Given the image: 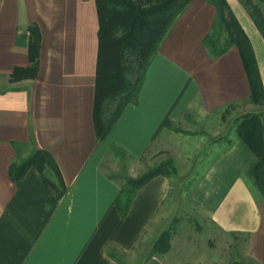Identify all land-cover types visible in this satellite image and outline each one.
<instances>
[{"label":"crops","instance_id":"crops-1","mask_svg":"<svg viewBox=\"0 0 264 264\" xmlns=\"http://www.w3.org/2000/svg\"><path fill=\"white\" fill-rule=\"evenodd\" d=\"M225 2L250 42L264 92V41L238 0ZM214 17L207 2L188 4L148 66L137 105H127L97 144L94 0H0V264H123L110 255L138 245L167 211L172 178L179 189L183 165L201 163L204 145L215 152L188 191L189 204L220 231L244 236L247 259L264 264V202L244 175L251 152L235 125L226 138L221 125L228 108L253 106L250 88L236 48L212 59L203 47ZM32 26L40 35L36 76L12 80L15 69L30 66ZM165 118L183 133L167 138ZM163 142L175 175L142 186L122 218L114 207L120 182L101 168L110 147L137 161ZM36 150L54 159L63 196L32 168L10 179L11 164ZM143 264L167 263L154 256Z\"/></svg>","mask_w":264,"mask_h":264},{"label":"trees","instance_id":"trees-1","mask_svg":"<svg viewBox=\"0 0 264 264\" xmlns=\"http://www.w3.org/2000/svg\"><path fill=\"white\" fill-rule=\"evenodd\" d=\"M192 0H94L98 17V49L95 68L92 123L96 143L104 141L114 123L129 105H137L146 70L157 54L177 18ZM213 6L215 17L202 45L210 58H218L236 48L250 88L249 102L262 108L264 92L250 42L225 0H203ZM238 0L264 41V17L259 5L264 0ZM40 35L35 26L29 29L28 59L30 66L15 69L11 79H32L37 73ZM231 108V107H230ZM169 125L167 118L162 122ZM234 133L250 150L251 159L244 175L264 202V114L244 115L235 125ZM110 153L125 157L115 146ZM19 157V155H18ZM34 169L44 186L63 196L66 188L52 156L42 150L33 151L25 160L19 158L9 168L13 182ZM171 159L160 163L139 178L125 177L114 207L124 218L139 189L158 176L173 177ZM53 178V182L50 178ZM156 254L166 253L165 234L154 246ZM111 258L115 259L113 255ZM154 257L150 255L149 258ZM148 258V259H149Z\"/></svg>","mask_w":264,"mask_h":264},{"label":"rangeland","instance_id":"rangeland-1","mask_svg":"<svg viewBox=\"0 0 264 264\" xmlns=\"http://www.w3.org/2000/svg\"><path fill=\"white\" fill-rule=\"evenodd\" d=\"M252 1L254 4L257 3L255 0ZM259 7L264 17V4H260ZM257 109L258 107L242 103L225 110L221 115V125L227 128V131L222 133L224 138L228 137V132L231 136L232 127L244 115L253 114ZM162 130L168 133L167 138L183 133L179 128L167 124L162 126ZM159 136H162L161 133L156 138ZM218 137L219 135L210 138L208 143ZM166 142L168 143L169 139ZM166 142L151 148L137 161L109 153L102 162L101 168L108 176L117 179L120 183L129 175L139 178L170 159L168 151L162 147ZM214 152H208L207 146L204 145L202 152L204 158L201 157V163L196 158L190 164L183 165L185 174L181 177L184 179L179 189L176 190V187L180 181L172 178L167 211L155 219L142 240L130 253L116 255V259L123 264H143L153 254L162 258L167 264H255L246 257L244 236L220 231L212 222L199 214L187 200L188 191L196 183ZM50 179L55 182L52 177ZM164 234L168 250L166 253L156 254L153 250L154 246Z\"/></svg>","mask_w":264,"mask_h":264}]
</instances>
